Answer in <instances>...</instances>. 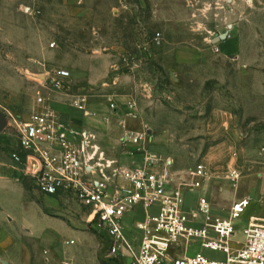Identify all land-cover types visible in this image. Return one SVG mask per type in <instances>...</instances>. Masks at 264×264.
<instances>
[{"label":"rangeland","instance_id":"rangeland-1","mask_svg":"<svg viewBox=\"0 0 264 264\" xmlns=\"http://www.w3.org/2000/svg\"><path fill=\"white\" fill-rule=\"evenodd\" d=\"M225 31V40L212 41ZM182 49L196 60L177 62ZM104 66V79L89 82ZM61 68L77 85L71 94L113 104L129 118V134H146V147L161 158L173 186L199 182L185 192L187 210H195L207 183L203 196L219 215L239 195L249 198L232 238L241 247L252 201L264 217V0H0V111L7 118L0 157L16 147V124L43 109L39 76ZM104 149L111 156L134 153L122 137L116 148ZM198 164L205 175L194 178ZM230 169L239 173L235 182ZM19 188L10 214L15 238L44 232L61 242L40 249L33 241L23 244L24 264H124L105 257L102 238L84 216L88 211L75 200L48 211L58 216L49 220L43 216L46 195L25 174ZM40 250L55 257H40ZM196 251L224 258L199 243L188 246V254Z\"/></svg>","mask_w":264,"mask_h":264},{"label":"built area","instance_id":"built-area-1","mask_svg":"<svg viewBox=\"0 0 264 264\" xmlns=\"http://www.w3.org/2000/svg\"><path fill=\"white\" fill-rule=\"evenodd\" d=\"M70 77L66 68L39 76L41 89L36 95L43 109L16 124L18 148L9 151V157L23 165L25 155L33 156L37 171L25 172L32 186L43 195L73 199L88 211L89 223L105 245V257H116L124 264H264V225H246L241 247L232 240L235 221L248 207L249 198L236 199L226 215H219L201 196L195 210L189 211L184 206L185 192L198 188L199 182L173 186L161 168V158L146 147L145 133L124 135L122 142L134 148L129 153L139 157L126 165L108 159L92 133L64 127L45 106L42 90L71 95L74 108L88 114L87 94H71ZM110 108L116 107L110 104ZM192 175L204 177V165L198 164ZM228 177L235 182L239 173L230 169ZM139 207L142 214L136 219ZM128 212L134 214L127 230L124 218ZM192 243L220 252L224 258L201 251L188 254Z\"/></svg>","mask_w":264,"mask_h":264},{"label":"crops","instance_id":"crops-1","mask_svg":"<svg viewBox=\"0 0 264 264\" xmlns=\"http://www.w3.org/2000/svg\"><path fill=\"white\" fill-rule=\"evenodd\" d=\"M196 60L195 54L192 51L182 49L176 52V61L180 63H190ZM107 74V67L104 66V69L101 72V75L97 70H94L89 75V82L96 83L100 80H103L105 75ZM71 79V77H70ZM71 83L73 82L70 80ZM73 88L77 85L72 83ZM55 91L60 94H56V98H53L52 92L47 93L45 96L47 100L46 106L51 109L59 122L66 128H76L88 131L95 135L96 142L100 146L101 150L105 153L108 159L119 160L121 163L126 165H131L133 159L138 160L139 157H136L131 153L125 152H115L113 155H107V151L104 149V145L114 146L116 148V144L118 143V137H124L125 134H129L126 130V122L129 118L125 115L123 111L114 112L110 106L104 103H87V113H82L74 108L72 104V96L61 91H57L51 89V91ZM45 92V91H44ZM45 95V94H44ZM70 98V102L67 99ZM112 110V111H111ZM123 119L125 122H121L118 124V120ZM5 128L0 132V142L1 136L4 133ZM4 140V139H3ZM16 147L17 138L15 140ZM3 146L0 143V147ZM14 148V149H15ZM153 152V151H152ZM155 153V152H154ZM9 154V152H8ZM23 165L14 163L10 157H0V264H24V247L23 244H27L30 241H33L36 244V247L39 249L42 246L48 245H58L61 244L59 242V238L54 235L47 233H40L39 237L32 236L31 233L24 232L22 234V239L19 240L15 238V233L13 232V226L11 225L12 218L10 217L12 207L17 205V196L20 194L22 190H20V177L25 172L31 171L35 172L38 168V162L33 156L25 155L22 158ZM25 163L28 164V168H26ZM26 175V174H25ZM204 186V185H203ZM22 189V188H21ZM195 190V189H194ZM192 191V190H190ZM188 192V191H186ZM208 192V183L204 186V191L199 194V197H204L203 195ZM239 199L244 195H239ZM46 205L43 206V216L49 220H56L58 218L57 215L48 212V211H58L61 207L64 198L60 196H44ZM70 204V203H68ZM66 205V204H65ZM71 205V204H70ZM256 201H252L251 212L249 215V219L245 220L246 225L248 224H258L264 225V217L262 216V212L256 208ZM139 213L136 216V219L141 218L142 210L141 208H137L135 211ZM134 212H128L124 218L126 229H130L132 224L131 220L133 218ZM87 218V222L89 223V216L86 213L84 215ZM247 219V218H246ZM58 221V220H57ZM27 226V225H26ZM30 232V231H29ZM129 232V231H127ZM36 238V239H34ZM67 245L70 244V241H66ZM62 250H66V245L62 243ZM67 253L73 254V251ZM40 257H50L54 258L53 253H43L40 250V253H37Z\"/></svg>","mask_w":264,"mask_h":264},{"label":"water","instance_id":"water-1","mask_svg":"<svg viewBox=\"0 0 264 264\" xmlns=\"http://www.w3.org/2000/svg\"><path fill=\"white\" fill-rule=\"evenodd\" d=\"M228 27H232V25H228ZM228 36V31H225L223 33L218 34L217 36H215L212 41L215 42H220L223 41L227 38ZM7 124V118L4 112L0 111V132L6 127Z\"/></svg>","mask_w":264,"mask_h":264}]
</instances>
